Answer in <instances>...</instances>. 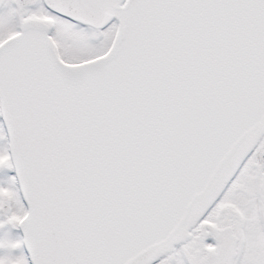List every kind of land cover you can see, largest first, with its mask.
<instances>
[{
	"label": "snow or ice",
	"instance_id": "snow-or-ice-1",
	"mask_svg": "<svg viewBox=\"0 0 264 264\" xmlns=\"http://www.w3.org/2000/svg\"><path fill=\"white\" fill-rule=\"evenodd\" d=\"M0 264H264V0H0Z\"/></svg>",
	"mask_w": 264,
	"mask_h": 264
}]
</instances>
